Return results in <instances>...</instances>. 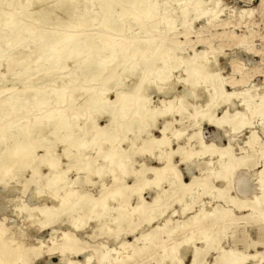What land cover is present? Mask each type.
<instances>
[{
  "label": "rangeland",
  "instance_id": "rangeland-1",
  "mask_svg": "<svg viewBox=\"0 0 264 264\" xmlns=\"http://www.w3.org/2000/svg\"><path fill=\"white\" fill-rule=\"evenodd\" d=\"M2 1L0 0L1 14L11 15L15 13L14 7H23L21 0H19L20 2L13 0L14 2L12 1L13 3L11 2L9 7L6 5L7 3H4L6 0ZM142 1L146 2H142L143 6L140 5V8L149 11L144 19L141 18L147 28H134L135 30L132 29L128 33L124 57H118L108 68L117 77L125 65L136 63L137 68L133 78L124 76L107 83L105 82L107 72H105V76L99 81L92 83V86L84 87L87 78L81 76L83 67L77 69L76 64L68 61L63 65L64 69L57 73L47 70L38 74V64L35 63L37 53L33 50L34 44L26 40V43L15 45L10 49L0 41V95H2L0 99L19 93L20 97L19 94L14 97L22 99L28 97L34 101L35 93L40 87L42 90L43 85L45 90L52 86L60 87L61 85L64 87V84H66L65 86L69 85L68 83L75 77L77 80L69 88L71 93L81 87L89 88L90 91L99 90L104 92L107 102L114 103L116 95L132 92L135 86L140 83V79L145 77L148 70H141L142 66L149 67L151 80L147 83L144 91L140 89L137 96L144 100V105L149 110H163L164 106L168 107L170 102L172 108L170 115L164 118L156 117L154 122L146 119L140 130L131 127L132 132L130 131L128 134L120 132V142H116L112 146L104 145L101 149V156L98 157H95L92 145H89L86 150H79L72 145L69 150L72 156L64 158L62 150L65 144L62 139L58 142L59 139L55 141V138H52L53 135L49 131L50 124L40 126L38 134L34 138L32 137L34 142L38 138H45L52 143V154L59 159L60 163L59 172L68 170L64 180L70 189L88 192L94 197H99L103 191L106 192L107 189L114 186L109 175L101 177L95 175L96 168L104 166L103 161L109 154H115L117 158H132L133 163L130 166L134 171L140 170L143 164L147 168H160L163 163L158 160L160 155L158 150L153 148L141 153L139 148L142 146L143 140L149 137L160 138V130L164 127H166L165 135L169 140L170 149H180L179 156L176 154L173 157L172 165L175 172L168 174L169 182H162L158 189L150 187L142 192L144 201L152 203L157 195H163V191H167L164 200L161 201L163 204L139 217L124 216L125 222L116 220V223L113 222V224L108 215L100 219L99 222H88L83 231L76 234L84 250V255L92 256L90 264H179L178 262L190 264L194 248H202L198 264H214L224 252L232 249L247 257L242 264H264V243L260 242L262 226H264V176L261 174L264 168V129H261L258 124L260 119L264 118V116L261 117L264 115V38H262L264 37V22H262L260 14L261 0ZM55 2L59 1L47 0L43 4L46 7L49 6L47 8L59 6ZM163 3L164 5H162ZM58 8L56 9L58 16L65 18ZM24 10L25 15L20 16L18 21L23 25L31 24L38 31V5L33 4L28 7V10ZM77 10H79L78 6ZM163 11L165 12L163 13ZM28 12L30 15L27 14ZM128 22V19L124 20V23ZM43 31L45 35L50 32L56 33L52 27L43 29ZM157 46L158 49H156ZM19 52L20 54H18ZM7 59L8 61H6ZM30 59L32 60L30 61ZM25 63L30 72H26L27 65ZM21 66H24L25 70L21 69ZM191 68L199 71L197 77L200 83L198 85H194L196 81L191 76ZM163 73H167L170 80L161 86L162 90L159 92L155 80ZM169 74L173 76L170 77ZM205 76H212V78L202 82V78ZM83 79L85 81L82 84ZM219 85L222 86V93H218L215 98V102H219V105L217 108H211V112L215 118H220L227 111L223 126L234 136V141L230 144L222 130L223 126L214 127L213 124L202 121L199 117L204 106L210 102L206 89L209 90L211 86ZM189 92L192 94L190 95ZM83 96H87V94H83L82 99L72 101L74 108L81 105L82 108L84 107L81 115H78L75 122L76 127L72 129V132L78 134L79 130L78 135L79 138H82L81 141L88 143L98 130L108 124L109 117L104 112L91 114L85 110L87 105H83L82 102L86 103L87 100L83 99ZM246 104L251 109L255 105H259V109L256 113L251 114V109L247 110ZM226 121H228L227 124H225ZM240 124L244 125L241 129L238 128ZM60 132L61 135H65L62 131ZM15 134L12 136L15 137ZM177 134L179 137L174 138ZM199 137H202L205 143H213L216 146L214 152L206 153L201 158L198 157L197 153L201 150L198 144ZM62 138L65 137L62 136ZM132 141H134L133 145H131ZM224 147L228 149L227 155L222 152L221 148ZM3 149L4 147H1L0 151ZM122 151L125 154H122ZM220 151L225 155L221 160ZM43 152V148L37 149L33 163L26 165L23 169L18 167L21 165L19 159L15 160L17 166L15 162H11L14 166L13 171L9 162H6L9 161V158L5 161V170L9 169L12 172L7 176L0 175V222H3L7 229L3 238L5 240L14 239L15 242L21 241L25 251L27 250L25 259H33L34 264H65V261H62V257L56 252L48 254L46 249L51 244L52 229L57 231L52 237L57 242H60L61 232H72L69 217L62 216L56 220V223L45 227H41L39 224L43 219L37 208L51 206L54 203L46 196V180L50 171L39 158ZM120 154L124 156L122 157ZM185 155L191 156V159L181 160V156ZM161 157L163 158V156ZM78 164L81 166L88 164L89 173L85 171L78 173L74 168ZM1 165L3 167L5 163L2 162ZM130 166L129 171L132 170ZM108 168L115 169L111 165L106 169L108 170ZM115 170L118 184H133L135 179L133 174L129 173L127 177H123L117 168ZM33 172L35 174L31 179ZM146 177L151 180L153 175L147 174ZM193 177L199 181L198 184L203 188V194L198 198L195 194V187L190 192H183L179 188L178 178L181 182L189 183ZM86 179L90 183L89 185ZM101 184H104V189L101 188ZM139 185L141 186L142 183ZM38 187L43 191L40 196ZM110 198L111 196H107L106 199L107 204L111 206L115 204V201ZM117 200L120 201V199ZM139 203L138 195L133 194L129 198L130 206L127 209L135 207ZM188 204L191 205L190 209L183 213L184 207ZM162 210L165 212L163 218L158 216ZM108 214L116 216L115 212ZM151 218L154 220L148 222ZM163 224L165 225L163 226ZM157 225L161 226L162 231L160 230L152 242L140 239L141 235L149 233ZM100 227H105V230L101 231L102 233H98ZM118 229L119 236L116 240ZM111 230L113 232L110 233ZM40 242L44 246L40 256L33 255L30 251L31 248L38 246ZM208 242L209 247L204 251ZM104 243L110 250H113L109 258L105 260L101 259V254L105 253L101 245ZM122 244H131L133 246L131 249L135 250L127 253V250L120 247ZM11 246L14 247V244ZM165 255H174L175 260L169 262ZM65 258L79 264H86L83 256L75 257L67 254Z\"/></svg>",
  "mask_w": 264,
  "mask_h": 264
},
{
  "label": "bare ground",
  "instance_id": "bare-ground-1",
  "mask_svg": "<svg viewBox=\"0 0 264 264\" xmlns=\"http://www.w3.org/2000/svg\"><path fill=\"white\" fill-rule=\"evenodd\" d=\"M6 1L4 3H7L6 5L8 7L11 6L10 3L13 0H6ZM46 1L47 0H24V1L21 0V3L23 5L19 3L20 1L18 3L21 4L23 7L22 6H21L22 8L14 7L15 9L13 11L15 13H12L11 15H5L3 13L2 14L0 13V36L2 35V38L0 39V41L5 44L6 48L14 47L15 45H18V44L21 45L22 43H26L27 42L26 40L34 44L33 46L35 48L33 50L37 53V58H36L37 60L35 63L38 64V67H37L38 74L41 71H47V70H49L50 72L57 73V71L64 69L63 65L66 62L67 63L68 61L73 62V64H76L75 67L77 69L79 68L81 69L83 67V71L81 72L82 74L81 73L80 74L85 79L87 78V81L89 80L87 82L85 81V79H83V82L81 83L83 84L84 81L86 82V84H84V87L85 86L88 87L89 85L92 86L91 85L92 83H96L102 77L105 76L106 74L105 72H107L106 74L107 77L105 80V82L107 83H111V81H115L116 78L121 79V77H124V76L125 78H130L134 75V73L136 72V68H137L136 63L125 65L120 75L119 76L117 75V77L114 74V72H112L111 69L108 70V68L113 62L117 60L118 57L120 56L124 57V51L126 50L125 49L126 48V44H125L126 36L128 35V33H130L132 29L134 28L135 29L136 28H142V29L147 28L146 24L145 23L143 24L141 18L144 19L145 18L144 16L146 14L148 15L149 11L142 10L140 8V5L142 4V2L144 3L146 1H142V0H58L59 2L57 3L59 6H53L51 8H47L49 6L47 7L44 6L43 2H46ZM33 4L38 5V12H37L38 31L31 24L23 25L22 22L18 21L20 16L25 15L24 9L28 10V7H30ZM154 5H157V4L154 3ZM162 5H164V3ZM77 6L79 7V10H77ZM57 7H59L58 10L63 13L65 18L58 16L56 12ZM164 12L165 11H163V13ZM27 14H29V12ZM64 19H67V21H64ZM125 19H128L129 22L124 23ZM29 21H32V20H29ZM48 27H52L53 29H55L56 33L50 32L45 35L43 33L44 32L43 29H47ZM59 32H62V33H59ZM158 48L159 47L157 46L156 49ZM18 54H20V52ZM25 58H28V57H25ZM32 59H30V61ZM6 61H8V59ZM81 64H84V66H81ZM23 67L24 66H21V69H23ZM143 69H146L148 71L145 77L140 79V83L137 86H135L132 92L128 94L121 93L120 95H116V101L114 103L107 102V98L104 97L105 95L104 92L99 91V90L90 91L91 89L89 88L81 87L73 91V93H71L69 91V88H71L72 84H74L75 81L77 80V78L75 77L74 79L70 81V83H68L69 85L65 86L66 84H64L65 88L61 85L60 87L52 86L50 88L48 87L49 86L48 84V86H46L48 87V89L45 90L43 89L44 87L43 85L42 90L40 87L38 88V91L35 93V99H33L34 101H32V99L28 97L27 99L15 98L14 96L16 95L18 96L19 93L18 94L10 93L11 95L9 97L7 96V98L0 99V148L4 147V149L0 151V175L7 176L11 174L14 168L11 162H15V160L17 161L18 159L21 161V165L18 166L19 169L25 168L26 165H30L31 163H33L35 159V155H36L35 154L36 150L41 149V148L44 149L43 154L39 158L41 160V163L44 162L50 171L49 173L50 175L46 180L45 188L47 191L46 196H48L49 199L53 200L54 203L52 204L54 205L51 204V206H44V207L37 208L38 213L41 215V218L43 219V221L39 222V224L41 225V227H45L50 224L56 223V220H58L62 216L69 217V224L72 228V232L70 231L61 232L60 242H57V240L52 238L57 233V231H54L52 229L51 234H50L51 244L46 249V253L48 254H53L56 252L59 256L62 257V261H65V264H68V262H71V264H79L76 261L66 259L65 255L67 254L73 255L75 257L83 256L86 260V264H90V262L92 261V256L84 255V250L81 247L80 241L76 236L77 233H80L81 231H83V229L85 228L88 222H91V221L99 222L100 219L104 218L106 215H108V218L110 222L112 223L115 222L116 220H119V222H121L124 219L123 218L124 216H138L139 217V216L146 214V212H148L149 210H152L153 208H159L163 204V203L161 204V201L164 200L167 191L164 190L163 195H157V197L153 199L152 203H147L146 201H144L142 192H144L145 189L150 188V187L158 189L160 188L162 182L164 183L169 182L170 178L168 174L175 172L174 167L172 165V160L176 154L177 156H179L180 149H177V150L170 149L169 140L167 136L165 135L166 127H164L162 130H160V135H161L160 138L156 139V138L149 137L146 140H143L142 146L139 148V152L141 153L145 151L147 152L150 149L152 150L153 148L158 150L160 152L158 160L163 163V166L160 168H147L145 167V164H143L141 165L142 168L140 170L134 171L132 167L130 166L133 163L132 158H117L115 154H109L108 156L105 157L104 159L105 161L102 160L104 162V166L96 168L95 175L97 177L109 175L114 182V186L111 189L108 186L109 189H107L106 192L103 191L99 197H94L92 196V194L88 192H79V191L70 189V187L67 186V183L64 180L65 175L67 174L68 170L59 172L60 163L58 161L59 159L52 154V151H51L52 143H50L45 138H38V140L34 142L32 137L34 138V136L38 134L40 126H45V125L50 124L51 128L49 129V131L53 135V137L52 136L51 137L53 139L55 138V141L59 139L57 140L58 142L60 141V139H62V142H64L65 144V146H63L64 149L62 150L64 154L62 156H65L64 158L67 159L72 156V153H70L69 151L70 148H72V145L76 146L79 150L80 149L86 150L89 147V145H92L95 150L94 155L95 157H98L100 153L102 152L101 149L104 147V145L112 146L114 143L120 142L121 140L120 132L128 134L130 133L132 129L131 127H134L135 129L137 128L138 130H140L142 128V123L146 119H149L154 122L156 117L164 118L170 115L172 111L170 102H169L168 107L164 106L165 109L163 110L161 109L149 110L145 107L144 100L141 99L139 96H137V93L140 91V89L141 90L143 89L144 91L147 83H149L151 80V76L149 75L150 68L147 66L146 67L142 66L141 70ZM26 72H30L28 71V65H27ZM41 73H44V72H41ZM167 73H163L162 75L160 74L158 76V79L155 80L156 84H158L157 89L159 90V92L160 90H162L161 86H163L166 82L170 80ZM191 73H192L191 76L194 77L196 81L194 82V85H198L200 83L197 77V75L199 74V71L195 68H191ZM26 75H29V74H26ZM48 75H51V74H48ZM208 78H212V76L203 77L202 82L207 80ZM55 82H60V81H55ZM210 88L211 89L209 90L206 89L210 102L209 104L204 106V109L203 111L200 112L199 117L202 121H206L208 123L213 124L214 127H222L225 121V118L227 117V111H225L220 118H215L213 113L211 112V108H217V106L219 105V102L217 103L215 102L216 100L215 98L218 93H222V86L220 85L217 87L211 86ZM21 93H23V91ZM83 94H87V96H83V99L87 100L86 103L82 102L83 105L84 104L87 105L85 110H87L91 114L96 113V112H99V113L104 112L109 117L108 124L103 129L98 130L96 134L93 135L90 142L88 143L81 141L82 138H79L78 129H77L78 134H74L72 132V129L76 127L75 122L77 121L78 115H81V112L84 108V107L82 108V105L77 108L76 107L74 108L72 106V101L75 99H80ZM189 94L191 95L192 93L189 92ZM19 97H20V94H19ZM246 109L247 110L251 109L248 104H246ZM258 109H259V105L258 106L255 105L250 111L251 114L256 113ZM263 116L264 115H262L261 117ZM227 122L228 121H226L225 124H227ZM258 124L261 129H264V123H262V119H260ZM243 126H244L243 124L242 125L240 124L238 128L241 129ZM224 127L225 126L222 127V130L224 132V135L228 143L230 144L231 142L234 141V136L230 133V131H228ZM59 131H62L65 135H61V132L59 133ZM13 132L16 133L15 137L12 136V134H14ZM93 133H94V130H93ZM62 136L65 138L63 139ZM122 137L124 138V136ZM178 137H179V134H177L174 138H178ZM198 140H199L198 144L201 149L199 153H197L198 157L201 158V156H203L206 153L209 154V153L214 152L216 146L213 143H205L202 137H199ZM133 143L134 141L131 142V145H133ZM221 149L223 150L222 152L226 153V155L228 154L227 147H224ZM222 152L220 151L219 153L220 160L224 158L225 156ZM121 153L125 154L124 151H122ZM77 154L79 153L77 152ZM122 154H120V156H122ZM161 156H163V158ZM190 157L189 155L181 156V160H186V159L190 160L191 159ZM8 158H9V161H6ZM5 161L9 162L8 164L10 165L12 171H10L9 169L5 170L6 168ZM2 162L5 163V166L3 165V167H1ZM44 163L42 164L44 165ZM86 165L87 166H81V164H78L74 166V168L76 171H78V173L79 171H85L89 173V165L88 164ZM110 165L115 167V169L117 168L123 177H127L129 173L133 174L135 177L133 184H126V183L118 184L116 182L117 181L116 170L114 168L112 169L108 168V170L106 169ZM16 166H17V163H16ZM129 166L132 169L130 171L128 170ZM262 173H264V168L261 171V174ZM34 174L35 173L33 172V174L31 175V179ZM147 174H152L153 178L151 180L147 179L146 177ZM140 183H142L141 186L139 185ZM178 183H179V188L182 189L183 192H190V190H192V188L195 187L196 189L195 194L197 198L203 194V188L202 186L198 184L199 181L195 177H193V179L189 183L181 182L180 179L178 178ZM89 184L90 183H88V185ZM104 187H105L104 184L103 185L101 184V188L104 189ZM41 194H43V191L41 190V188L38 187V195L40 196ZM133 194L138 195L140 203L137 204L135 207H130V209H127V207L130 206L129 198ZM107 196H111L110 199L115 201L114 205L110 206L109 204H107V199H106ZM117 199H120V201H118ZM190 207L191 205L189 204L186 205L183 209V213L189 210ZM254 208L258 209L257 207H254ZM110 212H115L116 216L115 217L110 216L108 214ZM164 214L165 212L164 210H162L158 216L163 218ZM203 215L206 216L207 214H203ZM193 218H196V217L193 216ZM152 220H154V218H151L148 222H151ZM164 225L165 224H163V226ZM105 227L107 226L105 225ZM105 227H100L98 229L99 230L98 233L99 232L102 233L101 231H104ZM160 228H161L160 225L155 226V228H153L149 233L145 235H141L140 239L143 241H148L149 243L152 242L156 238V236L159 234L161 230ZM6 230L7 229H5L3 222H0V262H3V264H23V261L26 260L24 256L27 250L25 251L24 249L25 247L23 243H21V241L15 242L14 239L5 240L3 236ZM111 232L113 231L111 230L110 233ZM118 232H119V229L116 233V240L118 239V236H119ZM103 233H106V232H103ZM12 244H14V247L11 246ZM41 245H43V243L40 242L38 246L31 248V250L39 249ZM101 245H102V248L105 250V253L101 254V259L103 260L108 259L110 253L113 252V250H110L105 245V243L104 245L103 244ZM120 247L127 250L126 251L127 253L129 252L131 253L135 250V249H131L133 247L131 244H122ZM208 247H209V242L206 245V248L204 249V251L207 250ZM54 249H59V250L57 251ZM201 251H202V248L201 249L194 248L190 264H193V261H195L196 264L199 263V254ZM40 254L38 256H40ZM184 254H186V252H184ZM165 258H167L169 262H172L173 260H175L174 255H171V256L165 255ZM246 258L247 257L245 255L239 252H236L235 250L230 249L228 252H224L222 256L219 258V260H221L223 264H242L244 260H246ZM178 263L181 264V262H178Z\"/></svg>",
  "mask_w": 264,
  "mask_h": 264
},
{
  "label": "snow or ice",
  "instance_id": "snow-or-ice-1",
  "mask_svg": "<svg viewBox=\"0 0 264 264\" xmlns=\"http://www.w3.org/2000/svg\"><path fill=\"white\" fill-rule=\"evenodd\" d=\"M219 6V5H218ZM260 14H261V17H262V22H264V0H261V8H260ZM264 38V37H262ZM262 123H264V119H262ZM262 176H264V173H262ZM260 242L261 243H264V226H262V232H261V236H260ZM44 246L41 245L39 249H32L31 250V253L33 255H39L40 252L43 250ZM54 250H59V249H54ZM0 264H3V262H0ZM23 264H34V261L33 259H27V260H24L23 261ZM68 264H71V262H68ZM193 264H196L195 261H193ZM214 264H223V262L221 260H216L214 262Z\"/></svg>",
  "mask_w": 264,
  "mask_h": 264
}]
</instances>
